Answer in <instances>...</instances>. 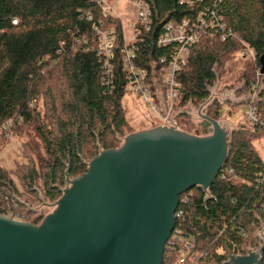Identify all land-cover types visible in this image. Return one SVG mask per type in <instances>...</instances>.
I'll list each match as a JSON object with an SVG mask.
<instances>
[{
  "label": "trees",
  "instance_id": "obj_1",
  "mask_svg": "<svg viewBox=\"0 0 264 264\" xmlns=\"http://www.w3.org/2000/svg\"><path fill=\"white\" fill-rule=\"evenodd\" d=\"M144 1L154 26L192 18L211 2L190 9L181 0ZM219 11L237 37L221 41L205 35L190 49L188 63L177 74L182 108L199 106L209 97V88L228 59L240 53L242 42L258 58L263 52L264 0H222ZM100 22L117 34L113 84L104 82L103 59L98 55L93 25ZM74 25L79 31L72 36L67 31ZM142 32L138 62L151 70L149 61L165 51L151 47L152 33ZM123 42V21L104 15L95 0H0V149L9 135L26 132L28 126L41 143L38 147L30 138L23 141L25 162L15 169L0 163V214L41 223L44 216L37 208L62 196L67 170L71 179L86 173L89 161L103 150L118 148L121 139L134 133L122 104L130 91L121 64ZM255 72L251 67L241 76L236 92L248 89ZM262 80L257 108L264 116V75ZM224 105L212 101L207 115L220 120ZM177 122L193 123L185 113ZM263 134L264 128L254 126L232 131L227 158L210 192L197 186L180 195L179 200L194 192L187 204L178 206L186 213L181 223L185 235L196 238L186 264H227L231 255H247L255 247L256 234L264 228V183L258 181L264 178V163L252 139ZM228 168L234 169L236 178L221 177ZM168 247L169 243L163 264H177L180 247L175 251Z\"/></svg>",
  "mask_w": 264,
  "mask_h": 264
},
{
  "label": "water",
  "instance_id": "obj_2",
  "mask_svg": "<svg viewBox=\"0 0 264 264\" xmlns=\"http://www.w3.org/2000/svg\"><path fill=\"white\" fill-rule=\"evenodd\" d=\"M259 61L264 75V49ZM200 116L202 136L156 126L101 151L80 176L67 170L55 210L39 224L0 214V264H163L180 195L208 188L228 155V132ZM262 243L227 264H260Z\"/></svg>",
  "mask_w": 264,
  "mask_h": 264
},
{
  "label": "built area",
  "instance_id": "obj_3",
  "mask_svg": "<svg viewBox=\"0 0 264 264\" xmlns=\"http://www.w3.org/2000/svg\"><path fill=\"white\" fill-rule=\"evenodd\" d=\"M95 1L104 15L121 19V16L116 10V2L120 0ZM124 1L135 6L137 10L136 19L129 23L130 37L125 35V28L123 26L124 42L120 48L122 69L128 81L127 89L138 93L143 98L146 104L160 119L159 126L178 129L177 117L180 113H185L192 119L193 117H199L202 123L203 119L200 114H207V107L212 101L231 104L228 98L223 96L215 97V95L211 94L213 85L209 88V97L197 106L199 109L197 116L190 114L186 109L192 104L186 105L184 108L180 106L181 84L177 80V74L189 61L190 49L195 46L203 36L207 35L211 38L217 37L221 41L237 37V34L229 27L225 17L219 11V3L222 2V0H211L210 3L204 5L192 18L185 17L179 21L169 20L165 22L160 26L155 38L153 37V33L158 25L154 26V20L149 5L144 0ZM204 2L205 0H181V3H184L190 9H193L196 3ZM88 18L90 19L91 16ZM13 23L16 24L17 20L14 19ZM93 29L99 45L98 55L103 59L104 82L113 84L114 68L112 60L114 58L113 50L117 38L116 30L114 27H108L102 22L95 23ZM78 31L79 26L74 25L72 28L68 29L67 33L74 36ZM142 31L152 33L151 47L155 46L165 51V53L161 54L156 59L154 58L149 61L151 70L140 65L138 62L139 45L142 42ZM64 44L65 42H61V47H63ZM242 44L243 47L240 54L249 57L253 61V67L256 69V72L250 86L244 91L241 101L246 104L247 119L250 121L251 126L264 128V116L259 113L257 108L263 87V74L260 73L261 65H258L259 58L256 51L246 43L242 42ZM229 136L230 132H228V142ZM220 175L223 179H229V177L236 178L233 168H228L226 172H222ZM258 181L264 183V178H260ZM210 186L202 189L206 193H209ZM193 193V191L186 193L182 199L179 200L178 206L180 202L182 204H187ZM178 206L174 216L175 220H180V225L177 227L174 226L167 243H169L168 248L170 251H175L180 247L181 255L179 256L177 264H186L187 257L191 255L195 249L196 238L193 235H185L181 223L185 221L186 213L184 209L178 208ZM6 216L20 220L17 217H13L11 214ZM263 239L264 228L262 227L256 234V245L251 250L257 251V249L263 245Z\"/></svg>",
  "mask_w": 264,
  "mask_h": 264
},
{
  "label": "rangeland",
  "instance_id": "obj_4",
  "mask_svg": "<svg viewBox=\"0 0 264 264\" xmlns=\"http://www.w3.org/2000/svg\"><path fill=\"white\" fill-rule=\"evenodd\" d=\"M116 10L123 21L125 35L130 37L129 23L134 21L137 16L135 6L125 2L124 0H120L116 2ZM251 67H253V61L249 57L240 53L234 55L232 58L228 59L225 64V68L222 73H220V76L217 78L214 86L211 88L212 95H215V97H226L231 102V104L226 103L223 106L221 111L222 117L219 120L221 126L227 132L231 133L241 126L252 127L250 121L247 119L246 104L241 101L244 91L236 92L242 85V81L240 79L241 76ZM122 104L126 110V117L134 132L149 130L159 126L160 119L138 93L128 91L122 99ZM186 110H188L190 114L197 116L199 109L197 106L189 105ZM192 121L193 123L190 125H179L178 130L202 136L204 134L203 122H200L201 119L199 117H193ZM25 130L26 132L21 134L17 133L14 136L9 135L8 141L0 149V163L3 167H5V169H15L17 168V165L25 162V156L23 155V141L27 142L30 138L39 144L38 147L41 146L39 138L35 135L34 128L28 126ZM123 141L124 138L121 139L120 146ZM252 143L255 151L264 163V134L254 137L252 139ZM51 204L47 202L45 205L37 208V210L40 214L46 216L52 213L56 208L55 205ZM259 250L260 247L255 252L258 253Z\"/></svg>",
  "mask_w": 264,
  "mask_h": 264
},
{
  "label": "flooded vegetation",
  "instance_id": "obj_5",
  "mask_svg": "<svg viewBox=\"0 0 264 264\" xmlns=\"http://www.w3.org/2000/svg\"><path fill=\"white\" fill-rule=\"evenodd\" d=\"M206 127L204 126V129H205Z\"/></svg>",
  "mask_w": 264,
  "mask_h": 264
}]
</instances>
